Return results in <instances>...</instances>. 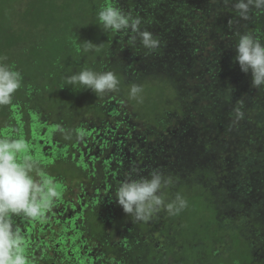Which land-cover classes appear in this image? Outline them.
Listing matches in <instances>:
<instances>
[{
	"label": "trees",
	"instance_id": "obj_1",
	"mask_svg": "<svg viewBox=\"0 0 264 264\" xmlns=\"http://www.w3.org/2000/svg\"><path fill=\"white\" fill-rule=\"evenodd\" d=\"M90 1L0 0V63L13 68L14 62L22 63L19 52L24 45L30 46L29 54L37 60L43 59V51L38 52L36 44H42L46 53H54L59 42L54 36L68 35L63 29L83 20L84 6ZM148 1L107 3L141 18L140 30L152 33L159 43L155 49H148L131 30L109 32L104 53L113 46H123L124 54L143 56L145 52L142 76L154 72L146 67L152 60L146 56L149 50L156 55L167 53L152 63L163 74L160 80L141 81L142 91L135 99L130 98V89L138 83L129 75L135 73L132 68L137 61L127 59L125 69L111 71L119 80L114 92L138 110L140 121L147 122L130 124L127 136L117 134L114 128L107 137L109 143L104 142V135L100 138L110 126L97 121L96 116L104 117L96 106L99 96L91 93L87 112L93 116L90 120L94 125L85 121L81 131L89 141L93 137L87 156L95 164L100 163V168L87 161L76 164L90 169L89 175L83 176L78 175L82 171L76 173L74 164L57 163L70 153L71 146L77 148V140L58 148L60 139L53 140L52 135L62 127L55 121L48 125L37 111L33 113L27 100L20 97L22 90L13 94L19 103L23 101L21 107L14 104V96V103L0 106V137L22 135L32 154L39 157L41 170L63 187L61 197L42 219L13 218L24 236L29 264H264V85L253 88L251 73L241 71L235 60L239 37L251 25L256 30L255 38L264 44V9L250 10L249 18L254 20L250 24L249 18H241L238 11L228 12L225 0L220 10L215 7L217 0H206L213 6L193 24V11L203 5V0H162L155 2L152 10ZM203 35L211 63L192 60L186 53L188 48H181ZM92 36L97 38L98 34L94 31ZM39 37L44 38L42 42ZM77 39H72V44L77 45ZM169 54L175 59L186 58L163 66L160 60ZM107 55L121 58L111 50ZM49 67L60 75L53 61ZM72 88H68L67 95ZM56 101V105L62 103L63 97ZM118 102L124 103L121 98ZM237 107L243 111V119H237ZM92 127L98 135L87 132ZM117 138L118 146L110 144ZM83 140L85 136L78 142ZM97 144V150L91 152L89 147ZM44 145L52 146L51 155H44ZM106 150L113 157H103ZM182 151L186 156L180 159ZM122 153L124 158L119 160ZM170 166L174 167L171 172ZM147 170L160 171L170 180L181 177L180 183H172V190L164 186L161 191L168 199L172 195V201L177 195L185 198L187 207L170 215L161 206L148 221H134L125 214L116 200V191L129 174L139 179ZM83 183L90 190L74 194L72 188ZM108 190L110 194L102 197ZM158 231L166 239L157 234L155 240L152 234ZM258 246L262 248L257 251Z\"/></svg>",
	"mask_w": 264,
	"mask_h": 264
},
{
	"label": "clouds",
	"instance_id": "obj_2",
	"mask_svg": "<svg viewBox=\"0 0 264 264\" xmlns=\"http://www.w3.org/2000/svg\"><path fill=\"white\" fill-rule=\"evenodd\" d=\"M229 0H225L228 3ZM234 7L243 19L249 18L254 7L264 9V0H237ZM98 20L104 31L121 32L131 30L136 33L145 48L155 49L158 40L148 31H141V18L124 13L120 8L107 4L98 12ZM135 36L132 37L135 40ZM94 43L86 42L83 51L93 49ZM235 60L241 71L251 73L252 87L259 89L264 85V44L252 34L239 37L236 46ZM23 76L12 66L0 63V106L10 105L13 94L21 88ZM67 85H82L91 89L97 96L115 91L119 80L111 71L96 72L89 68L66 78ZM142 91L139 85L133 84L130 98H137ZM237 119H243L244 113L239 107L234 109ZM64 132V129H60ZM69 132L67 139L71 138ZM84 131L76 134L82 140ZM40 159L33 155L30 145L19 136L16 138L0 137V264H29L26 255V244L21 229L14 225L15 216L32 220L42 219L62 195L60 182L40 168ZM163 173L154 170L149 177L132 178L131 174L118 187L115 197L123 211L132 216L134 221H148L161 206L166 207L170 215H177L187 207V200L180 195L165 204L161 189L169 184Z\"/></svg>",
	"mask_w": 264,
	"mask_h": 264
},
{
	"label": "rangeland",
	"instance_id": "obj_3",
	"mask_svg": "<svg viewBox=\"0 0 264 264\" xmlns=\"http://www.w3.org/2000/svg\"><path fill=\"white\" fill-rule=\"evenodd\" d=\"M110 0H92L87 5L84 6V12L86 13L84 15L83 20L79 22H76L74 25L72 24L70 29L67 27L65 30L66 34H57L54 37L59 39V42L57 43V48L54 53H46L44 46L42 44H36L37 51L42 53V60H37V58L31 54L30 52V46L24 45L21 52L19 54L21 55L23 61L22 63H25L24 65L22 63H19V61L14 62V69L18 70L22 76V86L20 90H22V94H20V97L23 101L27 100L28 107L33 111V113H39V118L43 120V122H46L48 125H51L54 121L58 124V127H62L65 131L62 132L59 128L58 133H55L54 136L52 135L53 140L54 139H60V145L56 144L57 147H62V145L70 144L69 141L77 140L76 134L81 131L82 127L86 125L85 121L87 123H91L94 125V122L90 119H94L92 115L89 116L88 110L92 101L91 93L93 91L91 89H83L82 85H76L72 88L71 93L67 95L68 88H71V85H67L66 78L70 75H73L75 73H78L79 71L83 70L84 68H89L96 72H107V71H117L125 69L124 62L128 60L131 61V63H134L137 61V64L133 65L132 71H135V73H131L129 75V78L131 81L137 82L140 86V82L145 79H153V80H160V77L163 74H160L159 68L156 66L157 64L152 65V63L158 62L156 60L157 57L165 55L167 53L164 51L162 54L160 52L156 55L153 51L149 50L148 54L146 56L152 57V60H148L146 67L147 68H153L154 72H149L146 75H141V72L144 69V57L145 52H143V56H141V53H135L136 55H130L128 53L124 54V48L123 46H119L115 48V46L112 47V49L107 48V52H103V44L108 41V34L111 31H104L103 26L100 25V22L98 20V12L100 9L105 6L107 3H109ZM115 0H111L113 2ZM147 1V0H145ZM162 0H149L147 3L149 4L148 8L152 10L154 8L155 2H161ZM206 0H203V5L199 8H196L193 11L194 14V21L193 24L203 15L206 13L213 5L210 2L205 3ZM214 1V0H212ZM224 0H217V3L215 7L220 10L222 3ZM237 0H229L227 3L228 12L231 13H237L236 8L234 7ZM140 12V10H138ZM221 16V15H220ZM91 17H94V19H91ZM89 23L86 25L85 23ZM97 22V25H94L93 23ZM248 22L250 24H253L254 20L249 18ZM93 25V27L91 26ZM98 34V39L93 38L92 32ZM116 33V32H115ZM250 33L254 34L255 37V27L251 25V27L244 33ZM45 35L41 34L40 37H43ZM39 37V42H42L44 38ZM48 37V36H45ZM78 38L77 45L72 44V39ZM86 42H92L94 43L93 49L91 51L85 52L83 51L84 45ZM206 42L205 36L196 37L192 40H190L188 43L183 44L181 48L185 47L188 48L186 53L189 55L190 59H199L205 63H211L213 59L209 58V54L207 50L204 47V43ZM54 48V49H55ZM173 48V47H172ZM180 47H178L179 49ZM44 49V50H43ZM70 49V50H69ZM175 50H177L174 46ZM112 51L114 54L118 55L120 60L114 59L111 56H108V51ZM26 53V54H25ZM113 55V54H112ZM155 58V59H154ZM185 57L181 59H175L169 54L168 56H164L160 63L163 66H167L172 64L176 61H182ZM209 58V59H208ZM126 60V61H125ZM156 60V61H155ZM30 62L29 69L27 68L26 63ZM51 61L54 62V68L57 64L60 75H57L55 73H52L50 69V63ZM158 63V64H160ZM23 65V66H22ZM13 67V66H12ZM142 85V84H141ZM141 87V86H140ZM40 90H37V89ZM19 90V89H18ZM19 92V91H18ZM14 96V95H13ZM61 97H63V102L59 104L57 103ZM16 98V96H14ZM118 98H121L124 103H119ZM22 101V103H23ZM14 103V101L12 102ZM16 98V103H14L16 106L21 107V104ZM52 103L53 106H52ZM96 106H98V110L103 113L104 118H99L96 116L97 121H100L101 123H108L110 126V129L104 133L102 131V136L105 137L104 142L109 143L107 141V137L111 135V130L115 128V132L117 134L122 135V137L127 136L128 132V126L130 124H137L136 121L141 123V125H147V122L140 121V118L138 117V110L133 107L132 105L127 102L126 99L123 98V95L115 93L114 91L106 92L104 94L99 95V101L96 102ZM52 107V110H51ZM136 109V110H135ZM135 110V111H134ZM37 111V112H36ZM134 111V112H132ZM24 111L22 113L24 115ZM30 118L29 115H27L26 118V125L28 126L27 120ZM101 123H98L101 125ZM138 123V127H141V125ZM56 125V124H55ZM92 125V126H93ZM116 125V126H115ZM57 126V125H56ZM99 126V125H98ZM145 126L144 128H146ZM91 130L92 133L95 135H98L95 129L92 127L87 130V132ZM71 132V138L67 139V134ZM86 132V134H87ZM61 137H59V135ZM88 135V134H87ZM89 136V135H88ZM91 137V138H90ZM90 141L87 139V136L85 135V140L83 142L76 141V146H71L70 153L62 156L57 163L67 165V164H74L76 168V173L78 174L79 171H82L81 174L78 175H89L90 169H86L85 167H77L76 164H83L86 161L91 165H96L100 168V163L95 164L91 161V157H88V151L86 149L88 148V144L92 142L93 137L90 136ZM54 142V141H53ZM119 139H114L110 141V144L113 146H118ZM85 148H78L83 147ZM98 147V144L95 145L93 148L89 147V150L91 152L96 151ZM50 149H52L51 145H44L43 146V153L45 156H49L52 153L50 152ZM62 149V148H61ZM82 153V154H81ZM100 154V151H99ZM111 151L106 150L103 154V157L111 156L113 157ZM183 155L186 156V152L182 151L179 156L180 159L183 158ZM124 158V153L121 154L119 160H122ZM56 163V164H57ZM41 165V163H40ZM135 167V166H134ZM174 169L173 166H170L169 170L170 172ZM88 171V172H86ZM143 177H149L150 171L147 170L145 173H141ZM167 179V178H165ZM171 182L165 187L168 189H173L174 186L172 183L175 181L177 184L182 181L181 177L175 178V180L171 179ZM93 187V186H92ZM72 189H75L76 193H81L84 189L90 190V186H88L86 183H83L82 185H76ZM111 190H108L105 195H102V197H107L110 194ZM172 196V195H171ZM171 196L165 197L163 195V199L165 203L172 202ZM100 197V196H99ZM63 198H65V195H63ZM64 205L61 204L60 207ZM76 215V214H73ZM164 214L161 215V219H163ZM263 229V227H261ZM157 234L161 235L166 239V235H164L161 231H158L156 233H153L152 236L155 240H157ZM160 239V236H159ZM264 241V238L262 239V242ZM264 244V243H263ZM262 246H258L257 251L261 249ZM229 249H227L228 251ZM224 252V251H223Z\"/></svg>",
	"mask_w": 264,
	"mask_h": 264
}]
</instances>
